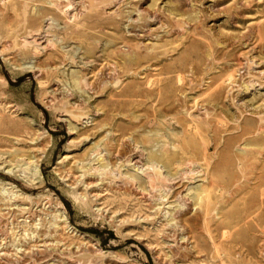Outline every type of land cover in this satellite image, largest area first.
I'll list each match as a JSON object with an SVG mask.
<instances>
[{
	"label": "rangeland",
	"instance_id": "1",
	"mask_svg": "<svg viewBox=\"0 0 264 264\" xmlns=\"http://www.w3.org/2000/svg\"><path fill=\"white\" fill-rule=\"evenodd\" d=\"M0 264H264V0H0Z\"/></svg>",
	"mask_w": 264,
	"mask_h": 264
}]
</instances>
